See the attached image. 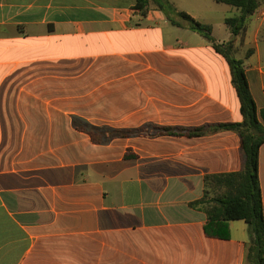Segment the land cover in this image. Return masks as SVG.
Here are the masks:
<instances>
[{
  "label": "crops",
  "instance_id": "obj_1",
  "mask_svg": "<svg viewBox=\"0 0 264 264\" xmlns=\"http://www.w3.org/2000/svg\"><path fill=\"white\" fill-rule=\"evenodd\" d=\"M170 1L232 37L214 32L223 2ZM151 3L0 0V264H246L248 223L208 235L191 205L207 174L243 168L239 133L158 132L242 121L230 65ZM254 14L255 45L246 31L236 53L253 48L260 111L264 3ZM259 177L264 204V143Z\"/></svg>",
  "mask_w": 264,
  "mask_h": 264
},
{
  "label": "trees",
  "instance_id": "obj_2",
  "mask_svg": "<svg viewBox=\"0 0 264 264\" xmlns=\"http://www.w3.org/2000/svg\"><path fill=\"white\" fill-rule=\"evenodd\" d=\"M216 1L233 5L240 10L239 14L225 18L232 37L221 42L213 35L210 24L196 19L185 10L178 9L170 0H138V5L146 10L153 2L166 13L173 23L180 24L178 20H184L192 30L206 37L216 52L225 57L230 65L232 82L240 97L243 120L202 125L190 130L159 126L158 132L201 135L209 130L229 129L239 133L244 156L243 168L236 171L207 174L204 178V195L192 201L191 205L207 213L209 223L206 225V232L208 235H219L212 228L214 224H218L217 226L220 225L225 230V233L219 236L229 237V221L244 219L248 223L250 235L246 264H264V204L259 177L260 147L264 143V107L259 111L244 67L245 60L236 57L237 37L245 35L249 17L264 3V0ZM252 52L253 48H250L246 57H249ZM136 131L137 129H122L117 130L116 134L127 135ZM91 132L96 141L101 140L95 131L91 130Z\"/></svg>",
  "mask_w": 264,
  "mask_h": 264
},
{
  "label": "rangeland",
  "instance_id": "obj_3",
  "mask_svg": "<svg viewBox=\"0 0 264 264\" xmlns=\"http://www.w3.org/2000/svg\"><path fill=\"white\" fill-rule=\"evenodd\" d=\"M223 6V14H227L228 16L231 15H236L237 14V7L227 4V3H222ZM260 22V19L258 18V14H253L249 17V22H248V38L251 40L252 43L247 44L244 47V50L247 51V48L250 46H254V38L253 36L255 35L258 24ZM230 27L225 23V21H219L216 26H215V34L221 37H227V35L230 33ZM240 48L239 51L236 53V57H241L240 56ZM245 63L249 61L248 58L244 57ZM258 61V57L255 56L253 59V62L256 63ZM262 61H264V54L262 55Z\"/></svg>",
  "mask_w": 264,
  "mask_h": 264
}]
</instances>
